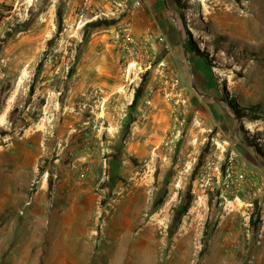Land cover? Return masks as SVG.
Masks as SVG:
<instances>
[{"label":"rangeland","instance_id":"1","mask_svg":"<svg viewBox=\"0 0 264 264\" xmlns=\"http://www.w3.org/2000/svg\"><path fill=\"white\" fill-rule=\"evenodd\" d=\"M168 3L0 0V264H264V0Z\"/></svg>","mask_w":264,"mask_h":264},{"label":"crops","instance_id":"2","mask_svg":"<svg viewBox=\"0 0 264 264\" xmlns=\"http://www.w3.org/2000/svg\"><path fill=\"white\" fill-rule=\"evenodd\" d=\"M169 7L168 0H144L143 8L133 11V14L138 16L141 21L137 22V26H141L142 22L145 21L147 28H150L149 30L153 33V36L163 35L164 30L160 23L163 22L165 10Z\"/></svg>","mask_w":264,"mask_h":264},{"label":"trees","instance_id":"3","mask_svg":"<svg viewBox=\"0 0 264 264\" xmlns=\"http://www.w3.org/2000/svg\"><path fill=\"white\" fill-rule=\"evenodd\" d=\"M61 22H62V19L60 17V23ZM114 23H115V20L101 19V20H97L95 22H92L90 25L93 26L94 28H96V27H101L103 25L109 26V25H112ZM195 51L200 56L205 54L204 52H200L197 48H195ZM41 66L42 65L40 64V68H41ZM30 92L33 93V88H32V90H30ZM142 93H143V82L137 87V89L135 91L133 103H137V101L141 98ZM232 105H233V109L235 110V114L237 115V117H239V118L247 117L248 114H246V112H244V110L240 106H238L235 103H232ZM250 110L253 111L254 113L264 112V107H262V105L260 103H256V104L250 106ZM13 112L14 111H12L11 114H13ZM260 117H262V116H253V119H258ZM13 123H15V121ZM248 141H249L250 145L255 147V149L257 150L258 153H260L261 155H264L263 148L260 146V144L258 142L253 141V140H249V139H248ZM52 186H53V184L50 181L49 182V188L51 189ZM160 201H162V198L160 199ZM188 207H189V202H187V204L184 206L185 210H184V212H180V215H184L185 211H187ZM251 223H253L254 226L257 225V223L254 220V214L252 215Z\"/></svg>","mask_w":264,"mask_h":264},{"label":"built area","instance_id":"4","mask_svg":"<svg viewBox=\"0 0 264 264\" xmlns=\"http://www.w3.org/2000/svg\"><path fill=\"white\" fill-rule=\"evenodd\" d=\"M112 1L116 3L118 6L123 8L126 7L131 11L139 10L144 6V0H131L130 3H126L123 0H112ZM125 30L128 31L130 34V28H126ZM164 46L169 52L173 51L174 49L173 45L169 41H166L164 43Z\"/></svg>","mask_w":264,"mask_h":264}]
</instances>
